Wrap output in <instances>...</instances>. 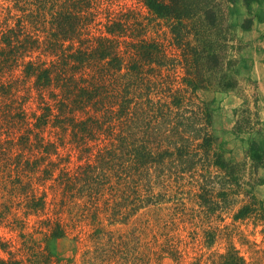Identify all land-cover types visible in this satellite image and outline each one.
<instances>
[{"label": "trees", "instance_id": "obj_1", "mask_svg": "<svg viewBox=\"0 0 264 264\" xmlns=\"http://www.w3.org/2000/svg\"><path fill=\"white\" fill-rule=\"evenodd\" d=\"M243 4V30L264 22V0ZM230 13L224 0H0V225L22 239L14 251L0 238V264L59 261L54 242L79 243L83 226L110 263H180L183 240L154 235L138 256L135 233L103 224L162 204L185 210L187 194L209 216L241 204L236 221H264L253 194L264 150L251 142L243 161L229 160L199 97L237 87L243 46ZM242 113L233 133L252 122ZM204 238L213 246L218 229ZM194 264L250 263L230 245Z\"/></svg>", "mask_w": 264, "mask_h": 264}, {"label": "rangeland", "instance_id": "obj_2", "mask_svg": "<svg viewBox=\"0 0 264 264\" xmlns=\"http://www.w3.org/2000/svg\"><path fill=\"white\" fill-rule=\"evenodd\" d=\"M231 8L229 20L235 26L237 35L242 43L240 53L241 61L238 67V74L234 76L237 87L228 92L222 91H199L202 101L210 103L214 111L215 133L219 136L223 149L229 160L243 161L249 150L251 142H258L264 150V22L255 24L251 30H243L240 21L247 15L248 10L243 4V0H224V8ZM260 7L252 4L249 11L257 13ZM251 13V14H252ZM248 108L252 117L251 124L247 125L245 131L240 134L233 133V121L236 116L241 117L243 109ZM237 113V115H236ZM256 113L259 120L254 116ZM69 150H64L66 155ZM73 159H75L74 154ZM260 178L264 181V170L260 171ZM188 192V189L185 190ZM254 196L262 202L264 208V183L257 185ZM244 196L241 195L240 199ZM2 199H0V203ZM185 210H173L171 205L162 204L150 207L128 224H116L110 226L104 221L106 230L114 231L116 236L128 237L135 235L137 239L136 255L141 256L145 251L148 242L158 240V245L175 244L178 240H183L181 248L184 250L182 262L178 263L165 254L161 261L156 264H194L200 255L209 258L215 252H225L230 245H234L240 254L244 256L250 264H264V221L258 220L255 215L245 219H234V214L241 206L231 212H225L222 216H209L202 212L193 196L183 195ZM22 215L21 212H19ZM35 218L26 219L27 228L25 233H31V225ZM149 219V226L146 220ZM165 224V228L160 226ZM175 224V226H174ZM218 229V238L213 246L205 243L204 231L207 229ZM91 228L83 226V236L79 243L71 241H55L53 249L56 258L51 264H115L104 259L100 254L101 244L95 243L90 236ZM162 233V235H161ZM164 234V236H163ZM166 234V236H165ZM154 235L156 240L154 239ZM5 242H10L12 249L18 251L22 246V239L19 231H10L0 225V238ZM36 239H42L43 234H36ZM168 244V245H169ZM151 244L147 247H151ZM106 248V246H104ZM161 247V246H160ZM159 249L153 247V250ZM147 250H149L147 248ZM6 258L8 255L2 253ZM18 259H23L18 257ZM25 261V260H24ZM126 263L127 261H121ZM127 264H143L142 261L132 260ZM22 264H31L23 262Z\"/></svg>", "mask_w": 264, "mask_h": 264}, {"label": "crops", "instance_id": "obj_3", "mask_svg": "<svg viewBox=\"0 0 264 264\" xmlns=\"http://www.w3.org/2000/svg\"><path fill=\"white\" fill-rule=\"evenodd\" d=\"M252 6V5H251Z\"/></svg>", "mask_w": 264, "mask_h": 264}]
</instances>
